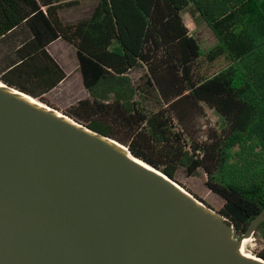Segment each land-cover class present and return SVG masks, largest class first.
Wrapping results in <instances>:
<instances>
[{
	"label": "trees",
	"instance_id": "obj_1",
	"mask_svg": "<svg viewBox=\"0 0 264 264\" xmlns=\"http://www.w3.org/2000/svg\"><path fill=\"white\" fill-rule=\"evenodd\" d=\"M206 1L97 0L88 17L65 24L59 12L73 0H0V38L22 24L33 36L22 56L24 70L13 68L0 79L48 103L42 94L64 73L46 47L58 38L72 44L91 98L67 114L173 178L180 167L189 176L203 169L241 238L264 210V70L251 72L218 29L219 43L204 52L184 12L195 6L206 15ZM255 1L247 34L264 50V0ZM203 55L231 62L207 74L199 67ZM136 69L144 71L137 83L130 77ZM205 106L218 119L200 137L194 120ZM236 157L243 161L238 176L228 172ZM258 233L264 235V222Z\"/></svg>",
	"mask_w": 264,
	"mask_h": 264
},
{
	"label": "water",
	"instance_id": "obj_2",
	"mask_svg": "<svg viewBox=\"0 0 264 264\" xmlns=\"http://www.w3.org/2000/svg\"><path fill=\"white\" fill-rule=\"evenodd\" d=\"M262 222L237 238L123 143L0 80V264H264L240 249Z\"/></svg>",
	"mask_w": 264,
	"mask_h": 264
},
{
	"label": "rangeland",
	"instance_id": "obj_3",
	"mask_svg": "<svg viewBox=\"0 0 264 264\" xmlns=\"http://www.w3.org/2000/svg\"><path fill=\"white\" fill-rule=\"evenodd\" d=\"M73 1H77L78 4L63 11L62 15L63 20L69 21L70 23L77 21L76 18L87 16L95 2L94 0ZM218 1L221 0H207L205 2L207 9L209 7L211 10L208 11L206 9V15H202V13L197 11L195 6H191L184 12L185 23L191 28L192 34L199 39L204 52H207L219 43L220 33L216 31V29H218L225 36L233 51L245 61V64L249 67L251 72L260 73V71L264 70V50L260 47H256L247 34L248 26L254 19V13L258 3L255 0H245L237 5L235 0H230L225 5L218 6ZM70 55V61L76 68L75 74H79V70L76 67L78 63L76 52L71 47ZM230 62L231 61L225 56L220 57L216 61L209 62L205 55H203L201 57V62H199V67L205 73L211 74L225 67ZM71 66L72 65L69 64L66 65L65 68H71ZM143 72L144 71L140 69L133 70L130 72V77L137 83ZM86 98H91V96L88 90L87 92L84 91L83 83L80 79L74 81L69 86H61L59 89L45 96L48 102L47 104L65 113H67L72 105ZM147 105H152L150 100L147 101ZM217 119L218 117L213 110L205 106L204 113L197 114V118L194 120L195 129H200L197 135L203 137L206 133L207 126L214 125ZM242 165L243 161L239 157H236L228 168L229 174L238 176L242 169ZM174 179L183 186L185 190L191 192L207 206L216 211H221L223 208L224 199L208 188L206 185L207 175L203 169L200 168L194 175L189 176L185 169L180 167ZM234 236H236L235 232ZM249 239L245 245L246 252L260 257L259 253L264 251V235L262 233L254 234Z\"/></svg>",
	"mask_w": 264,
	"mask_h": 264
},
{
	"label": "crops",
	"instance_id": "obj_4",
	"mask_svg": "<svg viewBox=\"0 0 264 264\" xmlns=\"http://www.w3.org/2000/svg\"><path fill=\"white\" fill-rule=\"evenodd\" d=\"M94 1L95 2L93 3V6L91 7L89 11V14L81 18H76L77 21L84 19L90 15L97 0H94ZM75 2L76 4H74L73 6L78 4L77 1ZM73 6L64 7L59 12L60 19L66 24H72V23L77 22V21H74L70 23L69 21L63 20L62 18L63 11ZM32 38L33 36L30 30L23 24L17 27L16 29L12 30L11 32H9L7 35L0 38V75L4 74L5 72L9 73L11 69L13 68H15L17 71L24 70V67L21 65L22 56L24 55L25 51H27L30 48V43L32 41ZM69 46L73 48L76 52L75 47L62 38L56 39L55 41L51 42L46 47V51L48 52V54L56 61V63L62 69L64 73V77L58 82V84L54 88L42 94L44 98L51 92L59 89L61 86H65V85L69 86L78 79H80L83 83L82 73L79 69V61L76 66L79 70V74H75L76 68L70 61L71 55H70ZM76 56H77V53H76ZM69 64L72 65L71 68H65L66 65H69ZM74 75H76L78 78ZM83 89L85 92H87V89L85 88L84 84H83Z\"/></svg>",
	"mask_w": 264,
	"mask_h": 264
},
{
	"label": "bare ground",
	"instance_id": "obj_5",
	"mask_svg": "<svg viewBox=\"0 0 264 264\" xmlns=\"http://www.w3.org/2000/svg\"><path fill=\"white\" fill-rule=\"evenodd\" d=\"M44 105V104H43ZM61 112V111H60ZM127 151V150H126ZM249 238H247L246 239V241L245 242H241V245H240V249H241V252L244 254V255H246V256H248V257H256V256H254V255H252V254H250V253H248V252H246V250H245V245H246V243L250 240H248Z\"/></svg>",
	"mask_w": 264,
	"mask_h": 264
}]
</instances>
